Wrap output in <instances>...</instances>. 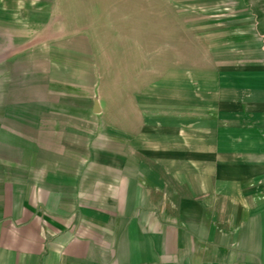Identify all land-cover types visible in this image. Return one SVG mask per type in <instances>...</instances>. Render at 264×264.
<instances>
[{
    "label": "rangeland",
    "instance_id": "rangeland-1",
    "mask_svg": "<svg viewBox=\"0 0 264 264\" xmlns=\"http://www.w3.org/2000/svg\"><path fill=\"white\" fill-rule=\"evenodd\" d=\"M83 152L190 199L251 168L264 200V0H0V179Z\"/></svg>",
    "mask_w": 264,
    "mask_h": 264
},
{
    "label": "crops",
    "instance_id": "crops-1",
    "mask_svg": "<svg viewBox=\"0 0 264 264\" xmlns=\"http://www.w3.org/2000/svg\"><path fill=\"white\" fill-rule=\"evenodd\" d=\"M129 159L83 152L46 169L44 181L0 179V264H264L253 169L221 161L208 177L234 183L209 178L190 199L161 172L148 184Z\"/></svg>",
    "mask_w": 264,
    "mask_h": 264
}]
</instances>
